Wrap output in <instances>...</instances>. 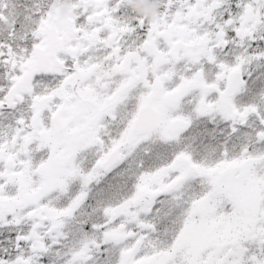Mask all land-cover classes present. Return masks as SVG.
Instances as JSON below:
<instances>
[{"label": "snow or ice", "instance_id": "snow-or-ice-1", "mask_svg": "<svg viewBox=\"0 0 264 264\" xmlns=\"http://www.w3.org/2000/svg\"><path fill=\"white\" fill-rule=\"evenodd\" d=\"M57 2L0 0V264H264V0Z\"/></svg>", "mask_w": 264, "mask_h": 264}, {"label": "clouds", "instance_id": "clouds-1", "mask_svg": "<svg viewBox=\"0 0 264 264\" xmlns=\"http://www.w3.org/2000/svg\"><path fill=\"white\" fill-rule=\"evenodd\" d=\"M147 4V0H136L134 8L136 11H138L142 16L147 18L148 20L153 19L158 11V7L156 3L148 4L146 7L145 5ZM60 14L66 15L67 14V7L65 6L64 8L59 9ZM10 25H6V28L10 29Z\"/></svg>", "mask_w": 264, "mask_h": 264}, {"label": "flooded vegetation", "instance_id": "flooded-vegetation-1", "mask_svg": "<svg viewBox=\"0 0 264 264\" xmlns=\"http://www.w3.org/2000/svg\"><path fill=\"white\" fill-rule=\"evenodd\" d=\"M136 0H128V6L131 9V11H133L134 13H137L138 15H141L138 11L135 10L134 5H135ZM154 3L153 0H147V4L145 5V7L148 4H152ZM67 7V11L70 7V0H63V4H60L59 2L55 3L53 5L54 10L59 11L60 8H64ZM142 16V15H141Z\"/></svg>", "mask_w": 264, "mask_h": 264}]
</instances>
